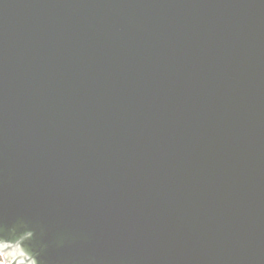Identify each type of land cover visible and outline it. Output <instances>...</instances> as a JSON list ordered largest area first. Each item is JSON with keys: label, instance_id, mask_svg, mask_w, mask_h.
I'll use <instances>...</instances> for the list:
<instances>
[{"label": "water", "instance_id": "obj_1", "mask_svg": "<svg viewBox=\"0 0 264 264\" xmlns=\"http://www.w3.org/2000/svg\"><path fill=\"white\" fill-rule=\"evenodd\" d=\"M19 233L45 264H264V0H0Z\"/></svg>", "mask_w": 264, "mask_h": 264}, {"label": "clouds", "instance_id": "obj_2", "mask_svg": "<svg viewBox=\"0 0 264 264\" xmlns=\"http://www.w3.org/2000/svg\"><path fill=\"white\" fill-rule=\"evenodd\" d=\"M13 231V230H11ZM14 232V231H13ZM36 229L26 228L21 233H34V236L30 239L35 238ZM13 234L9 238H0V264H45L43 259H39L40 253L45 250L41 248L38 252L29 253L25 250L24 246H21L20 243L14 242L13 238L19 236ZM29 240V239H28Z\"/></svg>", "mask_w": 264, "mask_h": 264}]
</instances>
